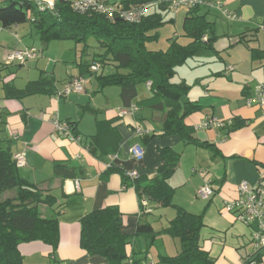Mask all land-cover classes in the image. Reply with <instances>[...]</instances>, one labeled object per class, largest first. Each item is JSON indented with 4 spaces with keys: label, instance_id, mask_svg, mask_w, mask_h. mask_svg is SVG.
<instances>
[{
    "label": "crops",
    "instance_id": "crops-1",
    "mask_svg": "<svg viewBox=\"0 0 264 264\" xmlns=\"http://www.w3.org/2000/svg\"><path fill=\"white\" fill-rule=\"evenodd\" d=\"M159 1L157 9L150 12L162 13ZM223 8L236 18L227 19L216 8H201L206 20L213 23L210 35L205 34L213 37L212 45L188 57L171 78L188 86L181 103L199 107L183 119L191 128L189 134H166L165 110L146 104L138 103L139 110L132 115L119 116L118 109L125 106L119 87H101L96 75L82 74L78 64L72 68L57 65L59 58L54 57L63 56H52L50 41L44 43L31 22L0 29V141L10 146L12 156L25 154V163L18 167L20 176L51 194L60 205L57 247L39 240L21 243L22 264H111L106 257L89 254L80 246V219L106 206L121 212L122 232L134 234L139 223H149L155 232L133 236L120 264H165L161 256L180 250L179 239L164 232L176 215L175 207L148 200L145 211L135 188L124 184L117 170H107L111 164L123 173L135 170L150 180L163 162L162 148L179 155L167 178L173 189L170 202L201 215L199 242L213 264H264V245L253 244L257 223L245 224L235 218L236 210L223 208L226 200L238 198L240 181L264 187V108L247 103L254 96V87L264 82V0H223ZM186 12L180 7L170 19L174 24L182 21V34L175 30L172 35L180 44L191 41L182 28ZM181 36L187 38L185 42L178 40ZM31 46L38 49L34 58L7 62L10 51ZM107 66L109 72L114 70L113 64L104 68ZM78 75L85 79L84 90L65 93V83ZM41 79L49 80L50 93L22 97L13 93V89L22 90ZM136 90L132 102L152 96L145 83L138 84ZM55 116L70 122L80 140L58 134L52 124ZM211 118L221 125L199 127ZM236 121L240 125L229 130ZM137 126L147 133H136ZM135 144L144 149L140 161L128 154ZM207 182L214 195L197 197V189Z\"/></svg>",
    "mask_w": 264,
    "mask_h": 264
},
{
    "label": "trees",
    "instance_id": "trees-1",
    "mask_svg": "<svg viewBox=\"0 0 264 264\" xmlns=\"http://www.w3.org/2000/svg\"><path fill=\"white\" fill-rule=\"evenodd\" d=\"M110 1L122 8L146 5L148 13L140 22L129 23L118 15L110 20L97 12L79 13L65 0H57L50 8L44 0H0V29L31 22L44 43L54 39L83 41V54H87V38L94 36L99 51L93 52L90 61L77 62L83 69L82 74L96 75L101 87L118 86L125 106L136 98L137 85L150 81L152 96L136 103L165 110L166 134H183V131L189 134L191 128L184 124L183 119L199 107L192 102L181 103L188 86L183 82L174 83L171 78L176 67L188 57L212 45V36H207V39L202 37L210 35L213 23L206 20L201 10L211 7L202 4L186 8L182 28L185 35L191 38L189 43L180 44L173 39L166 49L152 50L146 43L158 38V29L165 22L163 12L149 11L155 0ZM159 7L162 11H170L169 0H160ZM108 63L113 64L114 70L99 73ZM93 64H98V69H91ZM48 83L49 80L41 79L29 83L22 90L13 89V93L16 97L50 93ZM240 123L231 124L229 130ZM200 145L209 146L205 143ZM161 156L163 162L157 168L156 176L150 180L140 176L130 178L112 165L107 170L120 172L123 183L134 187L140 198L146 197L163 206L175 207L176 215L164 232L179 239L180 250L172 256H161L163 263L213 264L209 253L199 242L201 215L192 214L170 202L173 189L167 178L175 170L179 155L172 149L162 148ZM59 208L51 194L42 192L20 176L10 146L0 141V264H22L18 246L24 242L39 240L55 249L59 242ZM121 224V212L114 206L88 212L80 219V246L89 254L106 257L111 264H120L127 257L126 246L133 236L155 233L149 223H139L134 234H126L122 232Z\"/></svg>",
    "mask_w": 264,
    "mask_h": 264
},
{
    "label": "built area",
    "instance_id": "built-area-1",
    "mask_svg": "<svg viewBox=\"0 0 264 264\" xmlns=\"http://www.w3.org/2000/svg\"><path fill=\"white\" fill-rule=\"evenodd\" d=\"M43 1V0H42ZM47 3V7H52L57 0H44ZM72 8L79 13L97 12L105 15L108 19L112 20L115 16L121 17L124 21L129 23L140 22L148 13L146 5H137L129 8H122L118 3L111 2L110 0H65ZM207 5L211 8H216L227 19H235L236 14L223 8V0H169V9L171 11H177L180 7L192 8L196 5ZM203 39H207V36H203ZM38 49L36 47H25L23 49H14L7 54V62L18 61L25 62L36 56ZM98 64L91 65V69H98ZM228 68H231L230 66ZM85 79L83 76L78 75L71 78L65 83L64 92L71 91L81 92L84 90ZM150 81L145 83L146 87L150 89ZM248 104H255L264 108V82L257 84L254 87V96L247 100ZM139 106L136 102L118 109V115L124 117L126 115H132L138 112ZM54 130L60 134L69 137L72 141H79L80 136L73 133L72 124L68 121H61L56 116L52 119ZM210 125L220 126L221 121L216 118H211L203 121L199 127H208ZM135 132L143 135L147 133V130L140 126L134 128ZM128 154L135 161H140L144 156V149L139 144L131 146L128 150ZM115 155H110V158ZM15 165L21 167L25 163V154L16 153L12 156ZM111 164H108V167ZM130 178H138L139 174L135 170L128 171L126 173ZM237 191L239 196L235 200H226L223 208L227 211L236 210L235 218L245 224L252 222L257 223V229L253 234V244L255 247L264 245V187L260 185L250 186L246 180H242L237 184ZM214 195V189L212 185L207 182L200 186L196 191V196L202 199H208ZM140 203L145 211L148 199L146 197L140 198ZM152 264V263H150Z\"/></svg>",
    "mask_w": 264,
    "mask_h": 264
},
{
    "label": "rangeland",
    "instance_id": "rangeland-1",
    "mask_svg": "<svg viewBox=\"0 0 264 264\" xmlns=\"http://www.w3.org/2000/svg\"><path fill=\"white\" fill-rule=\"evenodd\" d=\"M157 1H159V0H155L154 3H152L150 5L149 10L152 11L154 9H157V6H156ZM173 12H176V11L163 12L165 22L158 29V31H159L158 38L156 40L148 41L146 43V45L149 49H152V50L162 49V50H164L168 47V44L171 42V39H173L172 35H173V32L175 30H176V32L182 34V30H181L182 21H181V19L178 20V22H176V24H174L170 20V19H172L173 15H174ZM180 18H182V14L180 15ZM24 37L27 40H30V38L27 35H25ZM185 39H187V38L184 36H181L178 40L180 42H185ZM36 40H37V46L40 47L42 45L41 41L39 40V38H36ZM85 43H86V45H88V46H86L87 54H85V53L83 54L84 49H85L83 41L76 42L74 39H54V40H51L49 42V44H50L49 45V47H50L49 51H50V53L53 54L52 56H55V55L63 56V58L54 57V58H59V59H57L58 60L57 65L70 66L72 68V66H75L77 64V62L90 61V59L92 58L93 52L99 51L98 43H97L94 36H89ZM62 60H63V62H62ZM101 72H105V73L109 72L108 66L106 68H102L99 71V73H101ZM140 84L143 85V83H140ZM174 240L178 242V239L174 238Z\"/></svg>",
    "mask_w": 264,
    "mask_h": 264
},
{
    "label": "water",
    "instance_id": "water-1",
    "mask_svg": "<svg viewBox=\"0 0 264 264\" xmlns=\"http://www.w3.org/2000/svg\"><path fill=\"white\" fill-rule=\"evenodd\" d=\"M49 3H50V0H47ZM50 5H51V3H50Z\"/></svg>",
    "mask_w": 264,
    "mask_h": 264
}]
</instances>
